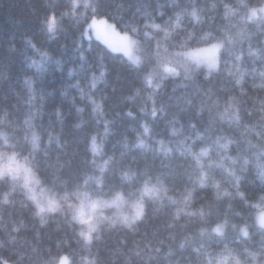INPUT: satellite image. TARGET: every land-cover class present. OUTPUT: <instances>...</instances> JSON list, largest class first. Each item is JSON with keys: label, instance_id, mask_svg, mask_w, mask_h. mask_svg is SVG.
<instances>
[{"label": "clouds", "instance_id": "clouds-1", "mask_svg": "<svg viewBox=\"0 0 264 264\" xmlns=\"http://www.w3.org/2000/svg\"><path fill=\"white\" fill-rule=\"evenodd\" d=\"M0 264H264V0H0Z\"/></svg>", "mask_w": 264, "mask_h": 264}]
</instances>
